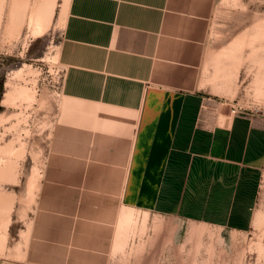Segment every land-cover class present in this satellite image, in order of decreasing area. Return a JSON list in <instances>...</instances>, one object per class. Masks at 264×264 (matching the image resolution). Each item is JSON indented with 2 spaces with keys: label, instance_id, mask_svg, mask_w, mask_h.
Returning a JSON list of instances; mask_svg holds the SVG:
<instances>
[{
  "label": "rangeland",
  "instance_id": "1",
  "mask_svg": "<svg viewBox=\"0 0 264 264\" xmlns=\"http://www.w3.org/2000/svg\"><path fill=\"white\" fill-rule=\"evenodd\" d=\"M42 1L0 0V264L47 243L55 203L61 217L71 212L65 227L102 236L108 264H264V172L250 232L180 224L122 202L137 115L115 99L66 97L69 0H54L49 26L35 31ZM210 38L217 96L201 119L264 118V0H217Z\"/></svg>",
  "mask_w": 264,
  "mask_h": 264
},
{
  "label": "crops",
  "instance_id": "2",
  "mask_svg": "<svg viewBox=\"0 0 264 264\" xmlns=\"http://www.w3.org/2000/svg\"><path fill=\"white\" fill-rule=\"evenodd\" d=\"M216 1L69 0L60 57L66 97L115 99L137 115L127 207L245 233L264 172V118L201 119L217 96L206 69ZM59 206L47 243L11 264H108L102 236L66 228L73 217Z\"/></svg>",
  "mask_w": 264,
  "mask_h": 264
},
{
  "label": "bare ground",
  "instance_id": "3",
  "mask_svg": "<svg viewBox=\"0 0 264 264\" xmlns=\"http://www.w3.org/2000/svg\"><path fill=\"white\" fill-rule=\"evenodd\" d=\"M54 2H55L54 0H44L40 4L37 11H35L36 15H35L34 27L37 29V30L35 29V31H38L40 29L41 30L45 29L49 26L53 13H54ZM126 220H127L126 222L128 225L133 224L135 222L133 215L128 216ZM4 222H5V219H4Z\"/></svg>",
  "mask_w": 264,
  "mask_h": 264
}]
</instances>
